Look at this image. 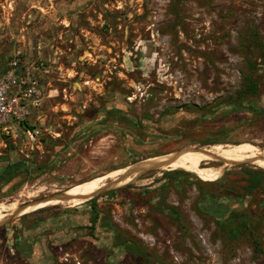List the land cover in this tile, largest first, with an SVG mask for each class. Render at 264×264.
<instances>
[{"label":"rangeland","instance_id":"374dc122","mask_svg":"<svg viewBox=\"0 0 264 264\" xmlns=\"http://www.w3.org/2000/svg\"><path fill=\"white\" fill-rule=\"evenodd\" d=\"M49 3L54 19L38 23L42 51L31 55V64L11 49L26 30L22 4L8 7L9 13L0 7L1 65L20 51L44 91L42 106L28 119L40 131L34 142L21 129L14 136L0 130V157L8 158L0 167L28 160L31 168L7 185L0 182L1 204L48 199L136 161L190 147L219 144L227 151L229 144L248 141L264 148V0ZM214 165L175 170L183 175L157 170L78 205L90 207L92 226H82L75 237L65 234L69 241L46 240L43 264H264V193L245 201L260 234L263 251L257 253L246 237L225 238L220 213H207L200 203L197 182L212 180ZM248 170L264 172L245 163L227 168L217 181L242 187ZM164 181L170 209L162 213L150 199ZM43 188L48 192L40 198L25 197ZM78 206L45 204L2 223L0 264H32L15 259L16 244L25 253L23 245L41 228L46 238L55 235ZM239 207L234 203L231 210Z\"/></svg>","mask_w":264,"mask_h":264},{"label":"bare ground","instance_id":"6f19581e","mask_svg":"<svg viewBox=\"0 0 264 264\" xmlns=\"http://www.w3.org/2000/svg\"><path fill=\"white\" fill-rule=\"evenodd\" d=\"M228 149L229 150L227 151H221L215 145L203 147L199 150L190 147L177 152L158 157L156 156V158L151 161L149 160L147 162L120 168L104 176L96 177L90 181L79 184L78 186L76 185V187L66 190L62 196L54 197L46 202H40L34 206L28 205L23 209H20L21 207L18 202L9 205L0 203V223L4 222L9 216L15 213L23 215L26 212L37 210L40 206L45 204L57 205L67 202L73 207L78 206L99 196L105 190H115L138 182L137 180L145 174L156 169L177 170L187 167L188 169L186 168V171L194 173V170L192 169L198 168L201 164L207 166L212 164H222V168L227 169L245 163L254 164L264 169V148L251 142L244 141L239 144H229ZM211 170L216 171L218 169H210V171ZM39 189L31 194L28 193L25 197L29 199H37L48 192V188ZM65 198H68L69 200L65 201Z\"/></svg>","mask_w":264,"mask_h":264},{"label":"trees","instance_id":"16d2710c","mask_svg":"<svg viewBox=\"0 0 264 264\" xmlns=\"http://www.w3.org/2000/svg\"><path fill=\"white\" fill-rule=\"evenodd\" d=\"M252 89V87L249 88L250 92H253ZM24 124L32 129L36 128V126L29 125L28 120ZM154 158L156 156L145 161H136L133 164L151 161ZM7 160L8 158L0 157V162ZM27 163L28 160H19L16 163H8L0 167V182L2 185L11 183L23 172L29 173L31 168ZM181 173L173 172L172 174L180 175ZM247 173L249 178L242 187H238L234 181H229L226 178L221 179L219 182L198 181L197 186L201 193L200 203L206 204L207 207L205 212L220 213V219L217 218V223L224 237L231 241H235L239 237H246L254 245L255 251L260 253L263 251L260 234L256 222L251 219L247 206H245V201L254 198L259 192L264 193V172L258 174L248 170ZM212 186H217L220 191L212 192L210 190ZM234 203L240 204V207L231 210ZM260 206L264 210V201L261 202ZM227 212L230 213L229 216L224 217Z\"/></svg>","mask_w":264,"mask_h":264},{"label":"built area","instance_id":"2783aa9c","mask_svg":"<svg viewBox=\"0 0 264 264\" xmlns=\"http://www.w3.org/2000/svg\"><path fill=\"white\" fill-rule=\"evenodd\" d=\"M22 65L20 51L6 65L0 63V130L14 136L21 129L26 139L34 142L40 131L28 128L24 122L32 110L42 106L44 91L36 73Z\"/></svg>","mask_w":264,"mask_h":264},{"label":"crops","instance_id":"0c3cea01","mask_svg":"<svg viewBox=\"0 0 264 264\" xmlns=\"http://www.w3.org/2000/svg\"><path fill=\"white\" fill-rule=\"evenodd\" d=\"M53 3V0H0V7H4L6 12L9 13L8 7L12 6L13 9L16 7L18 3L22 4V7L20 8V21L27 23L25 27V33H23L22 38L20 39V46H16V44L13 42V45L11 46V49L14 50H20L24 55L26 56V62L28 64H31L32 58L31 55L33 54H40L42 51V45H40L38 42V32H36V28L38 27V23H40L43 19L48 20L49 23L53 22V15H49L50 8H52L53 4L51 5L49 3ZM46 6V7H45ZM45 9V10H44ZM41 10L46 11L48 14L45 16L41 14ZM10 15V14H9ZM6 16L7 19L10 18V16ZM13 16V14L11 15ZM41 37V35H40ZM37 42V43H36ZM42 43V42H41ZM44 49V47H43ZM24 51V52H23ZM35 61V60H34ZM37 63V62H34ZM43 65V64H40ZM89 208H86V206H78L76 215L68 216L66 218L62 219V228L60 226H57V232L55 235H50L48 238L44 236V228H41L38 230L39 236L35 237V240L33 244H30L27 246L28 248L33 250V255L30 259L26 260V263H36V264H43L44 260L41 257V253H44L43 251L46 249L47 245L46 240H57L62 238L63 241H69L70 239H65V234H71L75 237L78 230H81L80 228L82 226H91L92 225V218L93 214L91 211H89ZM102 223V220H101ZM61 225V224H58ZM106 226V225H105ZM101 229L103 232H108V225L107 227H104L101 225ZM100 229V230H101ZM42 234V236H40ZM71 236V237H73Z\"/></svg>","mask_w":264,"mask_h":264},{"label":"flooded vegetation","instance_id":"af4514ba","mask_svg":"<svg viewBox=\"0 0 264 264\" xmlns=\"http://www.w3.org/2000/svg\"><path fill=\"white\" fill-rule=\"evenodd\" d=\"M215 146H217L221 151H224V149H222L221 147H220V145L219 144H217V145H215ZM260 147V146H259ZM262 148V147H261ZM167 154H169V153H167ZM165 155V154H164ZM157 156H161V155H157ZM204 166H207V165H205L204 164ZM210 166V165H209ZM217 169H218V172H217V174H216V176L212 179V180H204V179H202V178H200V179H202L204 182H216L217 180H219V178L221 177V175L223 174V172L226 170V169H223L222 168V164H215L214 165ZM210 169H214V168H211V167H209ZM209 169V170H210ZM169 171V173L168 174H171L172 175V173L173 172H176L175 170H168ZM155 171H152V172H149L148 174H145L144 176H146V175H149V174H153ZM180 175H183V173H181ZM154 183V182H153ZM181 183V185H183V183L182 182H179V184ZM166 187H167V184H166V181H164V183L163 184H161L160 185V188L158 189V188H156L157 190L155 191V192H152L151 194H152V196H154V197H152L151 199H150V203H152L153 204V207L152 208H155L156 210H159L161 207H162V213H164L165 211H168L169 209H170V207H168L167 206V192H166ZM150 189H153V188H150ZM158 206H161L160 208H158ZM160 211V210H159ZM92 226V225H91ZM57 232V231H56ZM36 235V234H35ZM19 235L18 234H16V237H15V242H17V237H18ZM21 236L22 237H25L26 235L23 233V234H21ZM37 236V235H36ZM56 240V239H55ZM57 240H59V239H57ZM28 241V244L30 245V244H33V243H35L34 241L35 240H33V239H31V240H27ZM32 241V242H31ZM18 243V242H17ZM22 245L24 244V242L23 243H21ZM26 245H23V247L25 248L24 250H25V253H27V254H25L24 252L23 253H19V250H20V248L18 247V244H16V249H17V253L18 254H15V259H17V260H24L25 259V261L26 260H28V259H30L31 257H32V255H33V250H32V247H31V251H26V250H28V249H26V248H28L27 246L25 247ZM41 255V254H40Z\"/></svg>","mask_w":264,"mask_h":264},{"label":"water","instance_id":"95a60500","mask_svg":"<svg viewBox=\"0 0 264 264\" xmlns=\"http://www.w3.org/2000/svg\"><path fill=\"white\" fill-rule=\"evenodd\" d=\"M196 149L199 150V149H201V148H196ZM145 160H147V159H144L143 161H145ZM157 170H159V169L152 170V171H157ZM152 171H150V172H152ZM148 173H149V172H148ZM148 173H147V174H148ZM117 189H118V188H117ZM110 190H114V189H108V190L103 191L102 193L107 192V191H110ZM65 192H66V191L61 192V193H59V194H56V195H54V196H52V197H50V198H48V199H44V200L36 201V202H33V203L25 204V205L21 206L20 209H23L24 207H26V206H28V205H33V206H34V205L39 204L40 202H46V201H48V200H50V199H53L54 197L62 196ZM102 193H101V194H102ZM64 200H65V201H68L69 199H68V198H65ZM19 216H22V215H21L20 213H15V214L9 216L4 222H6V221H8V220H11V219H13V218L19 217ZM4 222H2V223H4ZM2 223H0V225H1Z\"/></svg>","mask_w":264,"mask_h":264}]
</instances>
